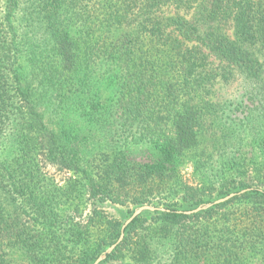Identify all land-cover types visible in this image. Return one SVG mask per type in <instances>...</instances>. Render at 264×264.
<instances>
[{
  "label": "trees",
  "instance_id": "1",
  "mask_svg": "<svg viewBox=\"0 0 264 264\" xmlns=\"http://www.w3.org/2000/svg\"><path fill=\"white\" fill-rule=\"evenodd\" d=\"M113 245L264 264V0H0V264Z\"/></svg>",
  "mask_w": 264,
  "mask_h": 264
},
{
  "label": "water",
  "instance_id": "2",
  "mask_svg": "<svg viewBox=\"0 0 264 264\" xmlns=\"http://www.w3.org/2000/svg\"><path fill=\"white\" fill-rule=\"evenodd\" d=\"M234 194H230L229 196L225 197V198H222V199H219L217 201H215L214 203H210V204H206V205H203V206H200L198 207L196 210L194 211H191V212H187V214H190L192 212H198L202 209H207L209 207H211L212 205L214 204H218V203H221V202H225L227 200H229L231 197H233ZM156 210H164L163 208H156V207H153V206H142V207H139L137 208L134 213L132 214V216L125 221L124 225L122 226V233H121V236H120V239L118 242L122 241L123 237H124V231L126 229V227L135 219L137 218L138 216H140L144 211H156ZM116 245H113L111 246L105 253H103V255H101L99 257V259L94 263V264H99L102 260L105 259L106 257V254L110 253L114 248H115Z\"/></svg>",
  "mask_w": 264,
  "mask_h": 264
},
{
  "label": "rangeland",
  "instance_id": "3",
  "mask_svg": "<svg viewBox=\"0 0 264 264\" xmlns=\"http://www.w3.org/2000/svg\"><path fill=\"white\" fill-rule=\"evenodd\" d=\"M232 90H229L228 91V93H227V97H231L232 96ZM155 155H156V153H155ZM190 173H191V168L190 167H188V168H184V170H183V174L185 175V177L186 178H188V179H190L191 177V175H190ZM50 174H53L54 175V177H56V179H57V181H60L61 179H62V175L61 174H58V173H56L54 170H51L50 169ZM142 206H145V205H141V206H139V207H142ZM147 206H153V207H156V206H154V205H147ZM139 207H136L134 210H133V212H132V214L134 213V211L137 209V208H139ZM156 208H161V207H156ZM144 212H146V211H144ZM152 212V211H151ZM132 216V215H131ZM130 216V217H131ZM129 217V218H130ZM128 218V219H129ZM128 219H126V220H128ZM125 220V221H126Z\"/></svg>",
  "mask_w": 264,
  "mask_h": 264
}]
</instances>
